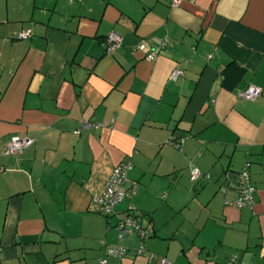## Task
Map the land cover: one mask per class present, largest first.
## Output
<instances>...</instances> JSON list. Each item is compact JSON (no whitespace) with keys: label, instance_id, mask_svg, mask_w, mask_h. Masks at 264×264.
Returning <instances> with one entry per match:
<instances>
[{"label":"crops","instance_id":"1","mask_svg":"<svg viewBox=\"0 0 264 264\" xmlns=\"http://www.w3.org/2000/svg\"><path fill=\"white\" fill-rule=\"evenodd\" d=\"M112 32L122 46L108 55ZM250 85L261 96L239 99ZM82 121L101 127L74 134ZM15 135L33 144L7 155ZM245 162L252 209L225 204ZM123 163L138 187L116 211L135 207L152 259L136 235L108 254L116 218L94 197ZM192 166L210 179L192 182ZM232 257L264 264V0H0V264Z\"/></svg>","mask_w":264,"mask_h":264},{"label":"built area","instance_id":"2","mask_svg":"<svg viewBox=\"0 0 264 264\" xmlns=\"http://www.w3.org/2000/svg\"><path fill=\"white\" fill-rule=\"evenodd\" d=\"M172 7H176L179 4V0H170ZM33 36L32 29H26L19 33L18 38L20 40H28ZM102 46L108 55L114 54L118 48L122 46V38L119 34L112 32L106 36ZM162 49H166L168 46V40H162ZM140 49V47L134 48V52ZM146 59L152 61L155 56L148 54ZM184 75V71L181 67H176L171 75L170 80L176 81L178 78ZM262 94V89L257 86L250 85L244 90H238L236 95L239 99H245L249 101L257 100ZM101 127L100 123L82 121L80 126L74 131V134L81 135L83 132L90 130L99 129ZM170 144L181 151V145L184 139H176L171 137L169 140ZM33 144V140L28 138H22L19 135L12 136L5 147V154H15L21 153L26 148ZM132 168L131 163H123L116 166L106 182L105 189L102 193L94 197V201L98 206V212L107 219L109 225L112 224V219L116 218V222L111 228L117 232L118 243L115 245H108V254L112 257L122 258L127 253V248L124 245L126 238L136 235L139 239V246L137 248V255L143 256L149 254L152 259L153 254L149 253L145 240L150 236V231L147 227L142 226L140 217L137 210L133 205L130 206L129 210L125 212L124 216L118 215L116 208L123 200H132L136 194L138 187L137 182H131L128 173ZM251 163L245 162L242 170L239 172L238 181L236 184H232L235 190V197L232 200H226L225 204L228 206H234L238 209L249 208L252 209L255 205V195L256 187L252 182L250 173ZM210 179L209 174H204L196 166L191 167L190 180L196 182L200 179ZM163 264H171L167 259L163 258ZM106 259H101L99 264H106ZM237 258L232 257L227 264H236ZM244 264V263H242Z\"/></svg>","mask_w":264,"mask_h":264},{"label":"rangeland","instance_id":"3","mask_svg":"<svg viewBox=\"0 0 264 264\" xmlns=\"http://www.w3.org/2000/svg\"><path fill=\"white\" fill-rule=\"evenodd\" d=\"M205 174H208V173H205ZM135 195H136V194H135ZM135 195H134V196H135ZM123 201H124V200H123ZM123 201H122V202H123ZM122 202H121V203H122ZM116 210H117V208H116ZM99 214H100V213H99ZM100 215H101V214H100ZM122 215L124 216L125 214H122ZM120 216H121V215H120ZM105 219H106V218H105ZM106 220H107V219H106ZM113 231H114V229H113ZM229 261H230V260H229ZM228 263H229V262H228ZM236 264H242V262H240V261H237V263H236Z\"/></svg>","mask_w":264,"mask_h":264},{"label":"trees","instance_id":"4","mask_svg":"<svg viewBox=\"0 0 264 264\" xmlns=\"http://www.w3.org/2000/svg\"><path fill=\"white\" fill-rule=\"evenodd\" d=\"M139 215V214H138ZM139 217H141L140 215H139ZM118 240V239H117Z\"/></svg>","mask_w":264,"mask_h":264}]
</instances>
